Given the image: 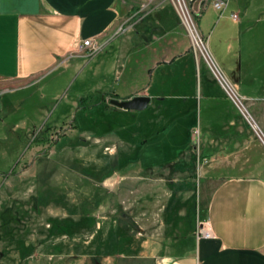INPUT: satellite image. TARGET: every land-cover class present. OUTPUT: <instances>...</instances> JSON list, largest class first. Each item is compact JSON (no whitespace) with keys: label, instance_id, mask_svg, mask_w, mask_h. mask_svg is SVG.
Masks as SVG:
<instances>
[{"label":"rangeland","instance_id":"1","mask_svg":"<svg viewBox=\"0 0 264 264\" xmlns=\"http://www.w3.org/2000/svg\"><path fill=\"white\" fill-rule=\"evenodd\" d=\"M184 1L207 50L211 39L215 49L218 24L226 19H220L221 12L206 0ZM123 2L129 12L121 18L115 36L125 50L132 40L149 42L155 34H164L171 25H176L178 32L187 33L194 50L200 52L183 21L178 0ZM164 8L171 17L160 25L157 21ZM232 12L245 19L239 27L245 30L255 27L253 33L260 39L258 43L245 45L243 78L249 82L253 73L262 81L264 58L259 49L264 38V0H230L224 15ZM137 51H129L126 67L127 61L121 57L125 51H119L113 44L92 59L87 55L88 59L81 60L79 66L74 62L69 68L53 72L41 85L0 92V264H154L152 259L141 257V234L147 235L153 229L141 226V219L147 217L144 211L155 198L145 193L154 184L169 187L168 182L175 175L187 177L191 173L203 174L204 170H209L207 176L235 175L241 167H245L241 173L251 171L246 166L252 163L260 167L256 172L264 175V143L254 130L258 127L255 123L254 128L250 125L228 96L202 52L198 93L202 81L216 100L226 105L224 98L228 97L241 112L245 135L253 143V147L237 148V155L233 154L234 147L228 148L230 156L223 163L226 169L221 168L222 162L205 161L204 157L194 164L197 169L188 171L182 160L177 163L181 170L175 163H165L159 168L141 164V157L153 163L182 155L188 158L192 154L185 153L189 135L195 138L192 150L194 158H198L199 148L194 147L203 142L205 134L200 115L191 122L194 125L190 124L191 131L186 122H181L159 135L153 132L155 125L150 124L155 119L150 108L125 112L93 109L100 97L90 99L93 108L88 111L79 107L81 96L95 95L91 78L97 61L106 68L115 65L114 76L118 78L110 82L115 88L148 85L149 69H143L147 60L141 47ZM252 63L256 64L251 66ZM217 64L223 76L232 70L224 61ZM200 106L198 99V113ZM109 107L118 110L111 103ZM252 114L264 131V115L256 111ZM143 135L149 139L146 145L141 144ZM198 181L202 184L205 180ZM161 193L159 202L165 204L168 194Z\"/></svg>","mask_w":264,"mask_h":264},{"label":"crops","instance_id":"2","mask_svg":"<svg viewBox=\"0 0 264 264\" xmlns=\"http://www.w3.org/2000/svg\"><path fill=\"white\" fill-rule=\"evenodd\" d=\"M224 11L219 18L226 20L218 24L217 46L213 48L211 39L209 54L219 70L217 63L221 61L231 66L232 70L224 76L248 104L247 107L244 103L250 115L254 118L252 113L255 111L264 115V80L260 81L253 73L249 82L243 78L245 45L260 40L253 33L256 28L247 27L245 30L239 27L245 19L240 16L234 19L232 14L235 12L224 15ZM127 12L129 8L123 0H0V92L30 89L74 62L79 66L81 60L88 59L89 50L80 48L85 39L104 45L101 51L115 44L119 51H125L121 57L127 61L126 67L129 65V51L136 53L141 47L142 56L147 60L143 69L148 68L150 73L149 84L141 88H115L110 84L111 80L118 78L114 76V72L117 75L115 65L106 68L97 61L91 78L96 91L94 97L108 94V105L96 102L91 108L125 112L129 109L118 106V110L111 109V99L146 96L149 102L144 109L153 110L155 119L150 120L153 121L150 124L155 128L159 125L153 131L159 135L181 122H186V128L191 131L190 124L200 115L205 134L203 142L194 147L199 148L198 158H194L195 150H192L195 138L189 135L185 153L192 154L188 158L182 155L153 163L141 157V164H154L159 168L165 163L178 166L182 160L188 171L197 169L194 164L204 157L205 161L222 162L221 168L226 169L223 163L230 156L228 148L234 147L233 154L237 155V148L253 147L252 140L245 135L241 112L232 106L228 97L224 98L226 105L216 100L202 81L201 93H198L197 75L203 68L201 60L204 57L194 50L187 33L178 32L176 25H171L164 34H155L149 42L133 43L132 40L125 50L115 34ZM170 15L164 8L157 23L161 25ZM262 40L259 51L264 58V38ZM253 58L257 61L256 55ZM205 62L208 63L206 59ZM261 66L264 68V62ZM123 76L121 73V80ZM198 99L201 102L199 113ZM244 116L254 128L249 117ZM254 120L260 131L254 130L262 139L264 131ZM148 140L143 135L141 144L146 145ZM246 167L251 171L241 173L245 170L241 167L235 175L207 176L205 173L209 170H204L203 174L191 173L187 177L175 175L168 182L171 183L169 187L154 184L152 190L145 193L155 198L150 208H144L147 217L141 219V226L153 228L151 233L141 234V257L152 259L154 264H264V175L256 172L260 167H254L253 163ZM200 178L205 180L202 184L198 181ZM161 191L168 194L165 204L159 202ZM201 224L212 232L211 236L200 234Z\"/></svg>","mask_w":264,"mask_h":264},{"label":"built area","instance_id":"3","mask_svg":"<svg viewBox=\"0 0 264 264\" xmlns=\"http://www.w3.org/2000/svg\"><path fill=\"white\" fill-rule=\"evenodd\" d=\"M178 2L180 3V5L182 6V4H185L184 0H178ZM207 4L211 5L212 7H214L216 10L223 12L224 10L227 9V7L229 6L230 0H206ZM187 7V5H186ZM191 15V14H190ZM192 17V16H191ZM232 17L234 19H238L239 15L237 13H233ZM183 21L185 23V25L187 26L190 34L192 31L195 30L196 26H195V22L193 19V24L194 26L191 24V22L189 21L187 14L184 12V16H182ZM197 30V29H196ZM194 40V46L195 49L200 50L201 51V44L205 45L207 47V45L205 44V42L202 40V38H198L196 36ZM81 50L84 51V48H86L87 50H89V56H94L97 53H99L102 49L103 46L97 42H94L93 39H85L83 40L82 44L80 45ZM86 50V51H87ZM205 59L207 60V62L209 63L211 69L213 70V72L217 75V77L219 78L222 86L224 87V89L226 90L227 94L231 97V99L235 102V104L240 108V110L245 114V111L243 110L242 106H244V102L242 100V98L239 96V94L236 92V90L231 86V84L227 81V79L225 78V76H223L219 71L216 63L214 62L213 58L210 56V54H205L204 52H202ZM220 73V74H219ZM246 115V114H245ZM200 234H203L205 237H209L211 236L212 232L207 229L205 227L204 224H201L200 226Z\"/></svg>","mask_w":264,"mask_h":264},{"label":"water","instance_id":"4","mask_svg":"<svg viewBox=\"0 0 264 264\" xmlns=\"http://www.w3.org/2000/svg\"><path fill=\"white\" fill-rule=\"evenodd\" d=\"M148 102L149 98L141 95L134 96L129 99H111V104L129 110H142L147 106Z\"/></svg>","mask_w":264,"mask_h":264},{"label":"bare ground","instance_id":"5","mask_svg":"<svg viewBox=\"0 0 264 264\" xmlns=\"http://www.w3.org/2000/svg\"><path fill=\"white\" fill-rule=\"evenodd\" d=\"M180 8H181V12H182V15L184 16V12L187 14V17H188V19H189V21L191 22V24L194 26V22H193V19H192V17H191V15H190V12H189V9L186 7V5L185 4H182V6L180 5ZM191 36L193 37V39H195L196 38V36L198 37V38H200V36L201 35H199V33H198V31L196 30V28H195V30L194 31H192L191 32ZM201 51L202 52H204L205 54H209V51L207 50V47L205 46V45H203V44H201ZM220 72V71H219ZM221 73V72H220ZM219 73V74H220ZM242 108H243V110L247 113H245L246 114V116L247 117H249V119L251 120V122L252 123H255V125L258 127V125H257V123L255 122V120L252 118V116L250 115V113L247 111V108H246V106L244 105V106H242ZM254 125V124H253ZM255 127V126H254ZM255 129L258 131V129H259V127H258V129L255 127ZM260 130V129H259ZM261 135H262V133H261ZM262 139H263V141H264V136L262 135Z\"/></svg>","mask_w":264,"mask_h":264},{"label":"trees","instance_id":"6","mask_svg":"<svg viewBox=\"0 0 264 264\" xmlns=\"http://www.w3.org/2000/svg\"><path fill=\"white\" fill-rule=\"evenodd\" d=\"M95 95L93 96H83L81 97L80 99V102H79V107L83 110H89L92 106L91 102H90V99L93 98ZM98 103H104L106 105L107 104V101H106V96L105 95H101L100 96V100Z\"/></svg>","mask_w":264,"mask_h":264}]
</instances>
